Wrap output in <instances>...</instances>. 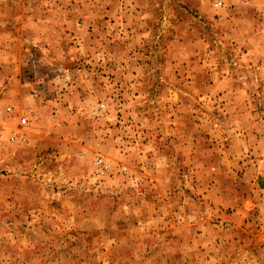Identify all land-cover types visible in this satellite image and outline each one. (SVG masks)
Returning <instances> with one entry per match:
<instances>
[{
  "label": "rangeland",
  "instance_id": "obj_1",
  "mask_svg": "<svg viewBox=\"0 0 264 264\" xmlns=\"http://www.w3.org/2000/svg\"><path fill=\"white\" fill-rule=\"evenodd\" d=\"M0 111V264H264V0H0Z\"/></svg>",
  "mask_w": 264,
  "mask_h": 264
},
{
  "label": "built area",
  "instance_id": "obj_2",
  "mask_svg": "<svg viewBox=\"0 0 264 264\" xmlns=\"http://www.w3.org/2000/svg\"><path fill=\"white\" fill-rule=\"evenodd\" d=\"M212 5L214 8L221 9L224 6V0H212ZM24 123H25V120H21V124H24ZM96 165L99 167H103L101 160H97Z\"/></svg>",
  "mask_w": 264,
  "mask_h": 264
}]
</instances>
